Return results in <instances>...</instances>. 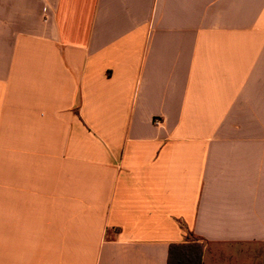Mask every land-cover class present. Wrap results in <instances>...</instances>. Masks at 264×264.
<instances>
[{
    "label": "crops",
    "instance_id": "crops-1",
    "mask_svg": "<svg viewBox=\"0 0 264 264\" xmlns=\"http://www.w3.org/2000/svg\"><path fill=\"white\" fill-rule=\"evenodd\" d=\"M189 234L264 264V0H0V264Z\"/></svg>",
    "mask_w": 264,
    "mask_h": 264
},
{
    "label": "trees",
    "instance_id": "trees-1",
    "mask_svg": "<svg viewBox=\"0 0 264 264\" xmlns=\"http://www.w3.org/2000/svg\"><path fill=\"white\" fill-rule=\"evenodd\" d=\"M203 253L204 242L189 234L185 241L170 245L167 264H202Z\"/></svg>",
    "mask_w": 264,
    "mask_h": 264
},
{
    "label": "built area",
    "instance_id": "built-area-1",
    "mask_svg": "<svg viewBox=\"0 0 264 264\" xmlns=\"http://www.w3.org/2000/svg\"><path fill=\"white\" fill-rule=\"evenodd\" d=\"M156 124H160L161 120L160 119H155Z\"/></svg>",
    "mask_w": 264,
    "mask_h": 264
}]
</instances>
